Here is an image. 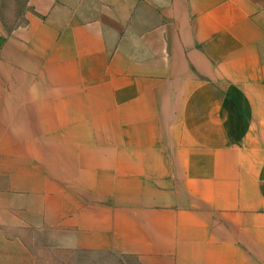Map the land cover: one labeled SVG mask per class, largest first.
Returning <instances> with one entry per match:
<instances>
[{"label":"crops","instance_id":"obj_1","mask_svg":"<svg viewBox=\"0 0 264 264\" xmlns=\"http://www.w3.org/2000/svg\"><path fill=\"white\" fill-rule=\"evenodd\" d=\"M91 250L264 264V0H0V264Z\"/></svg>","mask_w":264,"mask_h":264},{"label":"rangeland","instance_id":"obj_2","mask_svg":"<svg viewBox=\"0 0 264 264\" xmlns=\"http://www.w3.org/2000/svg\"><path fill=\"white\" fill-rule=\"evenodd\" d=\"M43 251L41 257L38 255L37 260L41 264H133V261L126 257L115 256L103 251H82L79 253L64 252L56 258V253ZM34 254H36L34 252Z\"/></svg>","mask_w":264,"mask_h":264}]
</instances>
